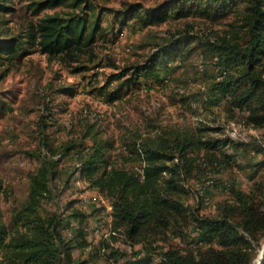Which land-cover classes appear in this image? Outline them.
I'll return each mask as SVG.
<instances>
[{"label": "rangeland", "instance_id": "1", "mask_svg": "<svg viewBox=\"0 0 264 264\" xmlns=\"http://www.w3.org/2000/svg\"><path fill=\"white\" fill-rule=\"evenodd\" d=\"M31 1L38 0H13V9L0 13V44L37 18L27 9ZM93 1L104 9V39L97 43L95 61L83 62L89 67L87 71L72 73L57 59L39 52L16 56L6 71L5 66L0 68L2 220L11 227L12 215L28 200L32 176L54 162L48 167V192L41 214L59 215L65 220L78 211L86 217L81 225L72 221L73 230L62 231L69 240L73 233L79 235L77 229L82 226L86 241L84 247L72 246L70 264H154L162 251L203 255L205 246L198 231L187 221L180 222V232L176 233L172 226L158 224L157 232L144 244L132 243L123 232L112 233L111 206L104 192L92 187L78 172L79 160L72 152L60 156L56 151L70 141L89 147L95 134L112 145L107 165L135 172L142 167V161L133 154L135 141L154 146L163 133H176L178 139L193 141L184 156L189 167L183 178L169 185V175L163 174L157 181L162 195L179 201L186 213L213 218L232 205L234 191H240L251 196L264 212V124L253 123L247 109L230 103L229 96L221 93L220 83L239 72L235 64L218 63L209 46L222 40L247 44L249 35L243 26L246 5L239 2L216 15L194 13L142 26L135 22L121 25L108 11L122 9L125 3L151 11L173 0ZM52 12L45 10L40 16ZM174 39H186L190 44L162 58L166 65L156 81L123 87L119 99L105 102L99 88L108 75L141 65L160 49L159 57H163ZM261 71L264 76L262 68L256 70ZM115 85L109 84V91ZM225 156L230 161L216 165ZM166 165H171L170 161ZM170 185H174L173 192ZM263 250L264 238L259 245L254 244L251 264L260 263Z\"/></svg>", "mask_w": 264, "mask_h": 264}, {"label": "trees", "instance_id": "2", "mask_svg": "<svg viewBox=\"0 0 264 264\" xmlns=\"http://www.w3.org/2000/svg\"><path fill=\"white\" fill-rule=\"evenodd\" d=\"M12 1L0 0V13L11 11ZM239 2L246 5L243 26L249 35L247 44L222 40L209 46L218 63L235 64L239 72L236 77H227L220 83L221 93L229 96L230 103L247 109L253 123L263 125L264 76L262 71L257 73L256 70L262 68L264 71V0H173L165 7L151 11H144L136 3H125L122 9L108 12L121 25L135 22L148 26L194 13H224ZM27 9L37 18L29 21L18 35L2 41L0 68L5 66L6 71L16 56L39 52L57 59L72 73L87 71L89 67L83 62L95 61L97 43L104 39V9L93 0H38L28 3ZM45 10L53 12L40 16ZM188 44L190 42L186 39H174L169 52L162 53L163 57H159L160 49L141 65L108 75L105 84L99 88L100 95L110 104L120 98L123 87L156 81L159 70L166 65L162 58ZM112 83L116 85L109 91ZM178 136L176 133H163L158 145L154 146H144L140 140L135 141L133 154L142 161V167L135 172L107 165L106 156L112 145L97 139L95 134L91 135L89 147L70 141L61 145L56 153L64 156L72 152L79 160L78 172L85 175L92 187L104 192L111 206L112 233L123 232L132 243L144 244L153 232H157L158 224L172 226L175 233L180 232L181 221L193 225L205 246L203 255L197 257L193 251L186 255L162 251L160 260L154 264H251L254 244L259 245L264 238V212L254 205L251 196L234 191L233 204L226 207L221 215L210 218L186 213L179 201L160 193L157 181L163 178V174L169 175V185L175 179L183 178L189 167L184 156L193 141L185 137L178 139ZM216 147L209 145V148ZM225 159L216 165L230 161L229 156ZM167 161L171 165H166ZM53 165L54 162L42 167L32 176L28 200L12 215L11 227L2 220L0 212V264H70L73 263L72 246H86L82 226L77 229L78 236L71 231L72 239H65L62 233L64 228L72 227V221L81 225L85 215L73 211L65 219L66 223L59 215L41 214V203L48 192V167ZM168 188L173 192L174 185ZM259 264H264V250Z\"/></svg>", "mask_w": 264, "mask_h": 264}]
</instances>
